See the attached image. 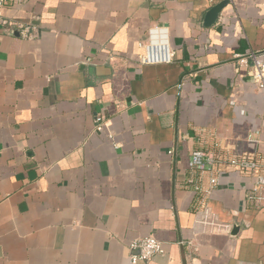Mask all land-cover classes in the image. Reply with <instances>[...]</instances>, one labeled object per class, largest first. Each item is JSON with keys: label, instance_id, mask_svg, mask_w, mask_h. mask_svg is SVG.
Segmentation results:
<instances>
[{"label": "crops", "instance_id": "crops-1", "mask_svg": "<svg viewBox=\"0 0 264 264\" xmlns=\"http://www.w3.org/2000/svg\"><path fill=\"white\" fill-rule=\"evenodd\" d=\"M216 3L2 8L0 264H132L129 245L146 236L165 252L136 264H264L256 175L189 167L196 149L250 152L264 173V92L237 58L264 50V0H231L207 27ZM156 27L174 60L141 64Z\"/></svg>", "mask_w": 264, "mask_h": 264}, {"label": "built area", "instance_id": "built-area-1", "mask_svg": "<svg viewBox=\"0 0 264 264\" xmlns=\"http://www.w3.org/2000/svg\"><path fill=\"white\" fill-rule=\"evenodd\" d=\"M19 1L21 0H0V14L5 5ZM211 1L216 3L220 0ZM6 22L0 18V23ZM17 26L19 34L22 37L29 38L37 35L34 27L30 24H18ZM139 46L142 49L138 55V60L141 64L171 63L174 60V51L170 46L167 31L159 27L150 30L149 41L140 43ZM237 56L241 66H249L251 64L252 69L250 70V75L254 83L264 92V50L251 51L247 54ZM95 120L97 122V129H102L105 124L104 117L97 115ZM109 136L110 138L113 137L112 135ZM170 152L172 153V150ZM260 162L259 158L250 152L230 157L224 161L211 151L196 149L190 154L189 167L200 171L206 169L212 170L218 167V172H221L219 165L222 164V166L232 167L242 173L256 175V181L253 184L252 190L254 193H260L264 189V173H261L263 164ZM217 181L218 178L213 177L211 183L216 184ZM129 247L131 249L129 259L132 264H136L139 261H148L155 255L165 252L163 242L154 236L135 239L130 243Z\"/></svg>", "mask_w": 264, "mask_h": 264}, {"label": "water", "instance_id": "water-1", "mask_svg": "<svg viewBox=\"0 0 264 264\" xmlns=\"http://www.w3.org/2000/svg\"><path fill=\"white\" fill-rule=\"evenodd\" d=\"M230 3L231 0H221L213 5L205 15L204 25L207 27L213 26L217 22L222 10Z\"/></svg>", "mask_w": 264, "mask_h": 264}]
</instances>
